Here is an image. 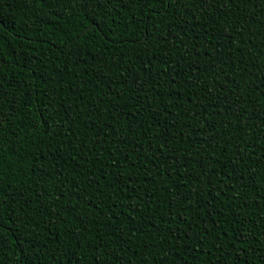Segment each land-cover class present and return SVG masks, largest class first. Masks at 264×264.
<instances>
[{
    "label": "trees",
    "instance_id": "1",
    "mask_svg": "<svg viewBox=\"0 0 264 264\" xmlns=\"http://www.w3.org/2000/svg\"><path fill=\"white\" fill-rule=\"evenodd\" d=\"M0 264H264V0H0Z\"/></svg>",
    "mask_w": 264,
    "mask_h": 264
}]
</instances>
